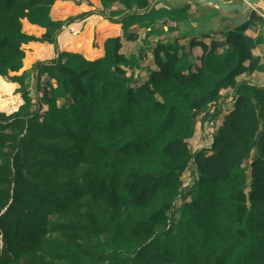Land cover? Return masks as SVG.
Wrapping results in <instances>:
<instances>
[{
	"label": "trees",
	"instance_id": "trees-1",
	"mask_svg": "<svg viewBox=\"0 0 264 264\" xmlns=\"http://www.w3.org/2000/svg\"><path fill=\"white\" fill-rule=\"evenodd\" d=\"M189 8L0 0V264H264V85L237 80L264 71V38L246 33L260 16L209 44L157 41L139 82L121 52L132 26L159 34ZM30 71L45 76L36 107ZM229 88L232 109L192 151Z\"/></svg>",
	"mask_w": 264,
	"mask_h": 264
},
{
	"label": "rangeland",
	"instance_id": "rangeland-1",
	"mask_svg": "<svg viewBox=\"0 0 264 264\" xmlns=\"http://www.w3.org/2000/svg\"><path fill=\"white\" fill-rule=\"evenodd\" d=\"M184 1V0H183ZM182 0H150V6L153 8H160V7H166L171 8V6H174L175 8L180 6V3H183ZM235 1H243V0H235ZM193 4V9L188 11V17L185 21H182L180 23L176 35H173L171 32V28L169 31H167L164 27L165 24L161 25V22H158L155 27L160 31L159 34L156 36H152L151 40L153 41L148 42L146 41L145 35L147 32V29L143 27H139L138 25H134L130 28L131 31H135L137 33L138 38L134 41L126 39L125 36L122 37V48L121 52L126 56H135L136 60L138 62V66L135 67L136 69L132 71V78L135 79L137 82L144 80L148 77V73L151 70L152 67H155V64L153 62V54H152V48L153 44H155L156 38H158V41H174L177 39V41L180 44H186L191 37H200L203 41L206 43H210L211 39H223V35L226 31L232 29V25L230 24H223L220 26H215L213 18L219 17L222 15V12L213 6H206L202 4ZM187 5V4H186ZM191 4H188L190 6ZM122 6L118 4H114L110 6L108 9H106V14H109L111 11L115 10H121ZM252 12H255L257 15L260 16V20L257 22H254L252 26L246 31L247 34L252 36H258L261 34L262 28L264 26V2H260L259 4L255 5ZM250 19V16H248ZM163 26V27H162ZM74 29L77 30V27L69 28L68 34H65V37L72 35L74 33ZM264 29V28H263ZM186 32V35L184 36L183 33ZM155 35V34H154ZM204 35H208L209 38L203 37ZM263 38H264V30H263ZM63 36V35H62ZM147 36V35H146ZM176 38V39H174ZM64 39V38H63ZM62 39V40H63ZM223 52V49L219 50ZM253 53L260 57L261 62L264 64V42L261 44H258L257 47L253 50ZM201 54V49L196 48L192 50L191 59L192 61H197L199 55ZM127 75H131V69L126 68ZM44 75L37 77L36 71H30L28 74V77L26 79V86L27 89L30 92V96L32 98V102L34 103L33 107H36V103L38 100L41 99L43 94V85H44ZM251 78L248 76L247 78H244L239 81H250ZM255 85L260 86L261 83L264 81V75L258 74L254 78H252ZM233 90H228L225 92H222V98L220 100V106L223 110V112L216 116L215 119H213V123L216 121L220 122L222 119L223 113L226 112L230 107H232L234 102V94ZM198 119H201V116H198ZM214 132V125L211 126L209 122L201 123L200 121H197L195 125V130L192 135V137L188 140L189 147L192 151H196L205 147H209L212 135ZM249 160H246L244 162V165L249 164ZM191 167L192 165H189V168L185 170L182 173L181 179L183 181V186L187 187L190 185L194 177L191 174ZM181 205V200H177L176 207L178 208ZM175 217H179V211L177 209L175 210Z\"/></svg>",
	"mask_w": 264,
	"mask_h": 264
},
{
	"label": "water",
	"instance_id": "water-1",
	"mask_svg": "<svg viewBox=\"0 0 264 264\" xmlns=\"http://www.w3.org/2000/svg\"><path fill=\"white\" fill-rule=\"evenodd\" d=\"M187 4H202L206 6H213L219 9L222 12V15L219 17L213 18L214 25L220 26L225 23L232 25V29L240 28L244 25L253 12V8L255 5L260 2H264V0H243V1H235V0H184ZM264 28V26H263ZM261 34H263V29ZM263 36V35H262Z\"/></svg>",
	"mask_w": 264,
	"mask_h": 264
},
{
	"label": "crops",
	"instance_id": "crops-1",
	"mask_svg": "<svg viewBox=\"0 0 264 264\" xmlns=\"http://www.w3.org/2000/svg\"><path fill=\"white\" fill-rule=\"evenodd\" d=\"M183 1V0H182ZM187 4V2L186 1H183V3H180V6L179 7H177V8H181V7H183V6H185ZM190 8H189V10H192L193 9V4H191L190 6H189ZM171 8H175L174 6H171ZM180 23H182V22H179L178 24H176V23H174V22H172V21H167V23L164 25V27H165V29L167 30V31H169L170 30V27H173L174 28V30L173 31H171L172 33H173V35H176V33H177V30H178V27H179V25H180ZM163 27V26H162ZM121 33V32H120ZM183 35L185 36L186 35V32L185 33H183ZM152 36H156L157 37V34H150L149 36H146L145 35V37L144 38H146V41H147V43L148 42H153L152 40H151V37ZM60 38H61V36H59L58 37V39H59V47L60 48H62V46L60 45ZM159 38V37H158ZM158 38H156V40H155V42L156 41H158ZM67 38L66 37H64V41L66 40ZM62 40V41H63ZM164 42V41H163ZM64 43V42H63ZM153 46H154V44H153ZM197 49L199 48V47H196ZM196 48H194V49H196ZM193 49V50H194ZM254 54V53H253ZM194 63H196V64H199V60L197 59V61H195ZM262 63V62H261ZM156 68V66L155 67H152L151 68V70L152 69H155ZM136 68H134L133 70H135ZM258 74H262V75H264V71H255V72H253L252 74H250V75H246V74H243V75H240V76H238L237 77V80L239 81V80H242V79H244V78H247L248 79V76L251 78V80L250 81H247L248 83H250V84H254V82H253V80H252V78H254L256 75H258ZM147 79V78H146ZM264 85V81H263V83H261L260 84V86H263ZM228 90H230V88L229 89H223V90H221V94H222V92H225V91H228ZM232 90V89H231ZM230 109H232V107H230L228 110H230Z\"/></svg>",
	"mask_w": 264,
	"mask_h": 264
},
{
	"label": "built area",
	"instance_id": "built-area-1",
	"mask_svg": "<svg viewBox=\"0 0 264 264\" xmlns=\"http://www.w3.org/2000/svg\"><path fill=\"white\" fill-rule=\"evenodd\" d=\"M208 122L211 124V126L214 125L213 121H208Z\"/></svg>",
	"mask_w": 264,
	"mask_h": 264
}]
</instances>
